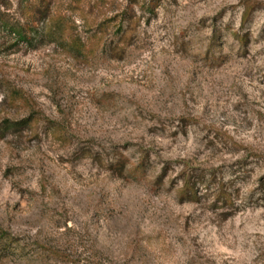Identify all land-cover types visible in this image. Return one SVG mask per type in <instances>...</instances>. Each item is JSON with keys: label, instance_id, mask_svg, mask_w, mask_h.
Segmentation results:
<instances>
[{"label": "rangeland", "instance_id": "1", "mask_svg": "<svg viewBox=\"0 0 264 264\" xmlns=\"http://www.w3.org/2000/svg\"><path fill=\"white\" fill-rule=\"evenodd\" d=\"M46 1L86 42L0 28V264H264V0L140 3L116 55L125 0Z\"/></svg>", "mask_w": 264, "mask_h": 264}, {"label": "trees", "instance_id": "2", "mask_svg": "<svg viewBox=\"0 0 264 264\" xmlns=\"http://www.w3.org/2000/svg\"><path fill=\"white\" fill-rule=\"evenodd\" d=\"M25 1L23 5L22 13L25 17V22H20L19 20H10L8 16V9L9 4L5 2V0H0V28L4 30L6 33L13 34L14 39L16 42L23 41L27 45H31L34 41V38L37 37L40 32L43 31L44 37L48 39H52L54 43H57L59 46L65 48L71 55L77 57L83 55L85 42L81 35L74 32L72 28L69 26L67 32L65 31L66 27L64 26V20L62 16H50V14L45 9V5L47 6V1L37 9H30L28 7V0ZM126 6L123 11V21H121L118 30V36L114 45L111 46L110 51L112 54H117L121 50L119 47L120 42H124L127 37L131 36L133 31H135V18L133 15L131 16V12L128 11L132 10V7L135 5L141 6V4L145 5L147 9L153 11L152 1L153 0H125ZM97 6H112L115 0H95ZM141 3V4H140ZM246 14V13H245ZM125 23V25L122 24ZM72 25L74 22L71 21ZM109 23V21H108ZM108 23L106 21L97 23L95 28H91L93 33L90 37L87 36L85 40L93 39L95 42L100 43L101 40H104V34L106 35V29L108 27ZM41 24L40 28L37 26ZM31 32V33H29ZM15 95L22 97V94L16 90ZM32 116L19 119V120H11V119H4L0 122V139L5 137L8 133L20 131L25 127H28L32 122ZM46 123L50 125H55L57 122L51 121L47 118L44 119ZM264 159V157H263ZM264 178V177H263ZM262 178V179H263ZM264 184V182L262 183ZM181 197H185V199L189 201H196L198 196H196V192L190 191L188 192V184H185V190L181 193ZM221 200L224 203H227V196H221ZM14 242L13 239L9 238V234L7 231L0 229V249H7L8 245Z\"/></svg>", "mask_w": 264, "mask_h": 264}]
</instances>
